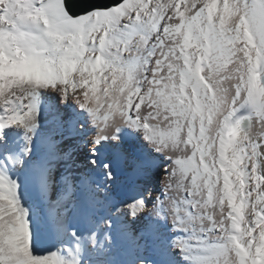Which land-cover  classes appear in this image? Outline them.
I'll use <instances>...</instances> for the list:
<instances>
[{"label": "snow or ice", "instance_id": "obj_1", "mask_svg": "<svg viewBox=\"0 0 264 264\" xmlns=\"http://www.w3.org/2000/svg\"><path fill=\"white\" fill-rule=\"evenodd\" d=\"M39 89L85 111L94 144L132 127L172 161L163 197L127 209L170 218L191 264H264V0H0V139L34 134ZM17 188L0 175V264H81L75 231L66 256L34 255Z\"/></svg>", "mask_w": 264, "mask_h": 264}, {"label": "bare ground", "instance_id": "obj_2", "mask_svg": "<svg viewBox=\"0 0 264 264\" xmlns=\"http://www.w3.org/2000/svg\"><path fill=\"white\" fill-rule=\"evenodd\" d=\"M34 103L41 112V116L36 117L41 128L37 133L36 128L34 134L17 127L7 128V134L4 130L3 138L0 140L2 143L0 175L9 174L13 159L20 156L19 158L25 161L22 164H16L18 169L16 173L25 177V184L39 186L46 197L53 192L54 198L63 202L71 215L77 207L89 201H97L98 196L105 193L102 189L103 182L116 181L117 177H123L120 175L129 176L134 182L136 202L144 200L148 209L156 204L157 198L162 196L160 191H156L154 184L157 179L156 170L164 168L166 171L169 160L162 152L154 150L156 155L151 154L148 148L153 147L151 144L144 145L147 140L142 130L132 128L136 135L125 141L107 139L94 144L92 138L96 136L97 128L92 124L89 115L75 104H61L60 96L56 91L39 89ZM262 131L264 130L254 123L253 133L260 134ZM29 137L31 152L25 156L24 149L29 146ZM150 154L151 157H147ZM9 157L12 159H8ZM93 160L95 164L92 163ZM36 161L39 162L38 166L35 164ZM105 165H108L107 169ZM57 167L59 171L56 172ZM24 169L27 171L25 172ZM53 171L56 172L55 175ZM109 172H111V178L108 176ZM166 174L164 173V177ZM72 178L75 181V188L69 199L61 200L67 191L68 184L72 185ZM86 178L88 184L83 188L81 182ZM0 203L6 206V201ZM4 215L7 220L8 213L5 212ZM54 218L57 216L54 215ZM136 219L135 229L145 226L152 228L151 230L155 233L166 225L167 217L161 219L149 211H144ZM127 227L130 226L127 225ZM175 255L176 252L160 258V264H167L176 257Z\"/></svg>", "mask_w": 264, "mask_h": 264}, {"label": "rangeland", "instance_id": "obj_3", "mask_svg": "<svg viewBox=\"0 0 264 264\" xmlns=\"http://www.w3.org/2000/svg\"><path fill=\"white\" fill-rule=\"evenodd\" d=\"M227 83L225 82V86ZM39 116H41V112H39ZM49 125L52 126V124ZM160 127L163 129L164 125ZM40 128L41 126L38 125L36 133ZM4 130L7 134L8 129ZM1 144L0 142V146ZM150 144L149 141L144 142L146 146ZM152 147L148 150L152 152V155H156L153 152L155 148L153 145ZM151 154L147 157H151ZM14 160L16 161L14 158L10 173L6 176L18 184V199L20 206L27 214L34 255L59 253L66 256L67 253L64 250L74 247L77 243L71 235V232L75 231L81 237L83 245V253L78 257L81 264H140L141 261H144L145 264H160V258L167 254H175V252L176 257H173L167 264H191V261L186 260L185 254L174 244V241L185 237V234L173 226L170 218L167 217L166 225L155 233L151 230L152 228L145 226L135 229L134 224L138 215L133 217L127 209V205L136 202L134 198L135 184L129 176L120 175L123 177H117L116 181L103 182L102 189L105 193L98 196L97 201H89L83 206L77 207L71 215L63 202L54 198L53 192H50L46 197L39 186L25 184V177L16 173L18 169ZM35 164L38 166L39 162L36 161ZM171 166L172 161L169 160L168 169ZM56 169V172L59 171L58 167ZM24 171L27 170L24 169ZM164 173H167L164 168L157 169V179L154 183L156 191H160L161 197L164 192ZM84 180L88 181L87 178ZM71 187L72 190L75 188L74 180ZM54 215L57 218H54ZM108 224L111 226L109 227ZM127 225L130 227L128 228ZM92 234L96 235L95 246L89 240L84 239Z\"/></svg>", "mask_w": 264, "mask_h": 264}, {"label": "water", "instance_id": "obj_4", "mask_svg": "<svg viewBox=\"0 0 264 264\" xmlns=\"http://www.w3.org/2000/svg\"><path fill=\"white\" fill-rule=\"evenodd\" d=\"M120 0H104L103 3H93L90 0H67L69 10L73 15H77L80 12L89 9L91 7H107L111 3H119Z\"/></svg>", "mask_w": 264, "mask_h": 264}]
</instances>
